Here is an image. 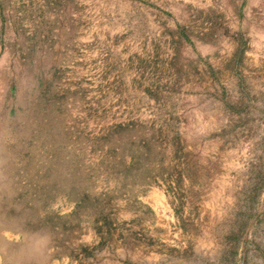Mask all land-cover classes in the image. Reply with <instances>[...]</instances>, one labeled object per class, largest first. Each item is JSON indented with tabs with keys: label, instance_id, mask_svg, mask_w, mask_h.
<instances>
[{
	"label": "rangeland",
	"instance_id": "obj_1",
	"mask_svg": "<svg viewBox=\"0 0 264 264\" xmlns=\"http://www.w3.org/2000/svg\"><path fill=\"white\" fill-rule=\"evenodd\" d=\"M0 264H264V0H0Z\"/></svg>",
	"mask_w": 264,
	"mask_h": 264
}]
</instances>
